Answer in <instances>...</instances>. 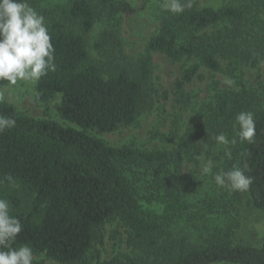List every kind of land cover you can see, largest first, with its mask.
I'll list each match as a JSON object with an SVG mask.
<instances>
[{
  "label": "trees",
  "instance_id": "1",
  "mask_svg": "<svg viewBox=\"0 0 264 264\" xmlns=\"http://www.w3.org/2000/svg\"><path fill=\"white\" fill-rule=\"evenodd\" d=\"M181 2L190 6L181 14L162 11L156 32L137 57L125 53L120 0H69L39 12L55 49L56 71L36 84V97L48 102L59 94V115L74 126L0 101V115L16 121L0 133V198L10 202L11 214L22 224L13 247L27 244L33 254L61 264H89V253L98 254L96 244L104 242L105 225L117 221L127 242L143 255L120 253L99 264H264V237L255 246L235 243L229 226L219 235L202 231L211 218L229 211L225 200L189 201L175 191L184 163L197 160L205 143L208 149L215 146L213 137L223 132L236 138L225 171L239 167L252 178L247 191L229 192L230 204L247 196L264 215V91L220 89L214 83L212 97L194 111L173 151L115 146L91 133L132 125L151 104L155 52L192 61L183 67L179 88L203 67L227 73L235 85L239 69L259 67L264 0L217 8ZM99 22L101 31L91 46L89 36ZM241 111L254 114L252 143H241L233 127ZM181 224L197 232L183 234L177 228ZM33 264L48 263L34 257Z\"/></svg>",
  "mask_w": 264,
  "mask_h": 264
},
{
  "label": "rangeland",
  "instance_id": "2",
  "mask_svg": "<svg viewBox=\"0 0 264 264\" xmlns=\"http://www.w3.org/2000/svg\"><path fill=\"white\" fill-rule=\"evenodd\" d=\"M69 0H30V5L38 12L66 4ZM200 6L220 7L228 2L239 0H197ZM161 0H120L119 17H121V34L125 42V53L137 57L146 49L149 38L156 32L162 10L159 7ZM101 31L100 22L90 33V43ZM92 52L97 56V52ZM191 60L173 61L163 53L153 54V97L151 104L143 109L134 124L123 126L117 131L109 133L92 134L103 138L111 145L132 144L134 146L173 151L177 148L179 138L183 134L190 117L194 111L201 108L203 103L210 100L213 94L212 86L218 85L220 89L247 88L264 91V59L257 68L244 66L237 72L239 85H235L227 73L201 68L199 76L191 82L183 83L180 88L178 82L182 76L183 67ZM224 67L228 63L224 62ZM183 91V95H180ZM0 93L4 100L13 103L17 109L36 118L52 119L65 126H74L65 121L58 112L60 95L50 101H40L36 97V85L15 87L0 84ZM203 161L211 159L215 162L213 173L225 171L228 157L222 148L212 146L202 153ZM201 156V155H200ZM203 161L185 162L175 191L189 201H198L206 198L225 200L229 211L221 216L211 218L202 226L205 233L214 232L216 235L227 232L226 226L232 227V238L235 243L259 246L264 237V215L259 212L245 196L241 202L230 204V193L226 189L217 187L211 175H202L200 165ZM234 201V200H233ZM230 204V205H229ZM181 233L193 235L195 227L178 225ZM104 242L96 244L99 253L92 250L89 253V264L109 259L116 254L128 253L143 255V252L127 242L125 227L117 221L108 222L104 229ZM35 258L46 260L48 264H61L46 257L45 254H34ZM150 259V258H149ZM228 264V263H213Z\"/></svg>",
  "mask_w": 264,
  "mask_h": 264
},
{
  "label": "clouds",
  "instance_id": "3",
  "mask_svg": "<svg viewBox=\"0 0 264 264\" xmlns=\"http://www.w3.org/2000/svg\"><path fill=\"white\" fill-rule=\"evenodd\" d=\"M188 6L181 0H161L159 4L162 11L172 14H181ZM55 71V49L45 17L28 0H0V81L12 87L24 85L34 88L43 77ZM3 100L4 95L0 93V101ZM15 126V119L0 115V133ZM233 127L241 143H252L256 133L251 111L239 112ZM213 139L217 150L222 148L224 155L230 159V145L236 143V138L230 140L227 134L221 132ZM204 149H208L206 143ZM197 160L203 161V154ZM214 167L215 162L207 159L201 163L200 172L202 175H211L221 189L244 192L252 183V178L246 176L239 167L213 173ZM6 179L15 186L11 175ZM21 231L22 224L11 214L10 202L0 198V264H33L34 254L29 245L13 247Z\"/></svg>",
  "mask_w": 264,
  "mask_h": 264
}]
</instances>
